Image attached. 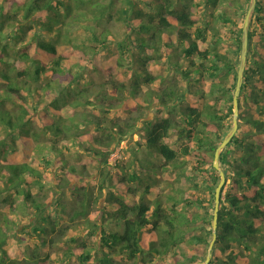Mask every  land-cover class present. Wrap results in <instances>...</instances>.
<instances>
[{"label": "trees", "instance_id": "obj_1", "mask_svg": "<svg viewBox=\"0 0 264 264\" xmlns=\"http://www.w3.org/2000/svg\"><path fill=\"white\" fill-rule=\"evenodd\" d=\"M248 2L0 0V264H52L43 248L60 243L75 264L205 259L220 178L213 156L232 126L238 69L233 55L241 49L242 26L228 9L244 17L247 9L241 6ZM73 8L93 22L92 44L59 40ZM114 21L126 27L121 39L111 36L108 25ZM248 29L238 128L219 157L225 184L209 264H264V0H256ZM54 32L55 39H48ZM230 39L232 50L222 49ZM151 62L166 64L184 85L172 80L161 90L150 88L162 79L149 71ZM152 107L164 115L147 119L143 110ZM116 111L129 117H111ZM134 129L165 166H175L178 156L165 139L176 132L191 140L179 152L193 176L204 177L209 196L188 191L183 198L172 196L168 208L149 172L160 166L145 165L147 173L119 171L121 180L107 185L102 212L93 210L97 200L84 156H105ZM54 167L61 179L49 184L41 168ZM180 201L204 213L177 210ZM49 206L67 213L68 223L59 227L45 212ZM70 228L76 234L67 236ZM11 238L18 254L11 253ZM181 240L189 248L185 255L177 249Z\"/></svg>", "mask_w": 264, "mask_h": 264}, {"label": "rangeland", "instance_id": "obj_2", "mask_svg": "<svg viewBox=\"0 0 264 264\" xmlns=\"http://www.w3.org/2000/svg\"><path fill=\"white\" fill-rule=\"evenodd\" d=\"M248 7V4L243 3L241 7ZM204 9V8H202ZM206 10V9H204ZM202 10L200 13L204 14L206 16V12ZM228 12H230L231 16L242 26L244 17H242V14L236 13L235 8H229ZM216 23V22H214ZM93 24L92 21L87 20L77 14V10L73 8L72 13L68 17H65L64 23L61 26V30L59 32L60 35V41L66 42V43H84V44H92L91 41V35L89 29L90 26ZM216 25V24H214ZM111 32L112 37L116 39H121L123 36V33L126 29L123 23L121 22H111L110 25H108ZM221 28V27H220ZM221 32H226L228 35V29L221 28ZM50 36L47 37L48 39L54 40L56 37V32L50 33ZM208 39V38H207ZM232 40H226V45H223L222 49H227L228 51H231L233 48ZM106 55V60L109 61L112 58V54L108 53ZM235 58V61L239 63V56L233 55ZM149 71L157 76H160L161 82L158 80L151 84L150 88L154 90H161L163 87L167 86L169 82L172 80H178L179 85H184V80L181 78V75L175 74L171 69L168 68L166 64H157L154 62H151L148 66ZM47 78L44 77L43 80ZM207 78V79H206ZM93 80H102V77L94 76L92 77ZM206 81L204 82L205 86L207 85L208 77L205 76ZM146 88L143 89L141 92L140 98L143 99L145 97ZM220 94H217L219 96ZM156 109L154 107L150 109H145L144 114L146 115L147 119H151L154 117H162L164 115V112L161 110L155 111ZM111 117L122 120L129 117V112H111ZM179 120L181 121V118L179 117ZM140 131L137 129L131 130L129 134H127L118 144H116L110 152L105 156H97L96 159L94 157L89 158V154H86L88 156H84L85 159L83 160L85 163H87L88 166V174L90 176V180H92L93 184L92 189L93 193L96 197V202L93 205V210H98L97 213L100 214L102 210L100 208H103L104 203V197L106 192L108 191L107 185L109 183H118L121 180V174H119V171H122V174H129L130 172H146L147 169L146 166H153L157 165L160 166L158 168V171L153 172L149 171L151 174L154 173V177L157 180V186L159 191V197L163 204H165L168 208L171 207L173 203L172 196H176V198H183L185 195H187L188 191L196 192L200 194V196H209V192L206 191L203 188L204 184V177L202 175H197L196 177L193 176V172L191 171V164L189 161H186L185 155L181 154L179 152L180 148L191 144V140H187L185 137H178L177 133L174 132L172 135L165 140L169 143L170 146L178 150V156L176 159V165H166L164 160L157 156L146 148L144 143V136L143 134H139ZM63 152L66 154L70 152L66 149V147H63ZM71 158L74 160V155L71 153ZM75 161V160H74ZM71 162V161H70ZM184 162V164H183ZM164 166V167H163ZM162 167V168H161ZM55 170H51L49 168L42 169L41 172L46 175L47 182L50 184L52 181L59 183L61 176L58 174L60 169L58 167ZM181 169H185L186 175H183V171ZM194 182H197L199 187L196 189L193 184ZM104 184V188L100 191V184ZM34 190V189H33ZM36 191V188L35 190ZM43 194V193H42ZM73 198V197H71ZM70 200V199H69ZM177 210H184L187 213H204V210L196 205H188L185 206L183 201L177 202L176 205ZM69 209L67 208V211ZM46 213H49L55 222H57V225L59 227L67 224V213H63L61 215L59 209H53L51 206H49L46 210ZM56 212V213H55ZM60 214V215H59ZM59 215V216H55ZM25 218H29L28 215L25 216ZM81 220V219H79ZM83 220V219H82ZM100 220V217L97 218V221ZM100 224V223H99ZM198 226H196L197 228ZM195 232H198L195 230ZM75 230L70 228L67 231V236L74 235ZM19 236H24L22 233L18 234ZM35 236V235H33ZM34 237H30V241H27L30 247H33L34 245ZM12 239V238H11ZM10 239V250L13 254H18L19 245L16 244L15 240ZM96 237L88 238L89 242L95 241ZM65 248V245L63 244H57V246L46 249L43 248L44 251H47L50 253L52 264H75L76 259L72 255L71 257L68 255V252H65L62 250ZM177 249L180 250L182 254H187L189 248L185 244V241L181 240L178 242ZM176 249V250H177ZM172 256H169L170 258Z\"/></svg>", "mask_w": 264, "mask_h": 264}, {"label": "water", "instance_id": "obj_3", "mask_svg": "<svg viewBox=\"0 0 264 264\" xmlns=\"http://www.w3.org/2000/svg\"><path fill=\"white\" fill-rule=\"evenodd\" d=\"M256 6V0H249L248 7L244 16L243 24H242V32H241V49L239 56V63H238V69H237V78L235 83V89L233 93V114H232V126L229 129V131L225 134L222 140H220V144L214 151L213 156V167L218 171L219 174V182L216 185L214 189V212H213V218L211 221V227H212V238L208 245L207 254L205 256V259L198 262L197 264H209V261L212 258V248L214 245V241L216 239V227H217V212L219 209V204L223 196L224 192V184H225V174L222 169H220L219 166V157L226 145L229 143V140L232 139L234 134L237 131L238 128V114H239V108H238V97L240 94L241 86L243 83V76L246 66V55H247V49H248V27L250 26L251 20L254 15V10Z\"/></svg>", "mask_w": 264, "mask_h": 264}]
</instances>
